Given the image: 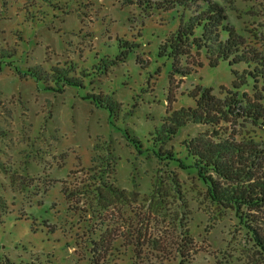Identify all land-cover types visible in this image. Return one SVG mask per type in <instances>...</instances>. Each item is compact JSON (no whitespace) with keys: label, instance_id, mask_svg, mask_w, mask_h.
<instances>
[{"label":"rangeland","instance_id":"374dc122","mask_svg":"<svg viewBox=\"0 0 264 264\" xmlns=\"http://www.w3.org/2000/svg\"><path fill=\"white\" fill-rule=\"evenodd\" d=\"M25 1L0 0V197L9 211L0 224V264H90L88 255H82V243L76 246L59 229L52 231L42 224L56 223L66 208L63 189L85 179V171L104 160L115 165V185L139 192L136 208L145 209L144 200L157 178L166 185L167 175L178 181L187 205L183 222L192 238L189 264H264L251 233L234 211L210 202L206 187L192 170L164 165L151 152L139 154L122 134L127 129L143 138L170 109L191 103L181 98L170 105L168 87L179 98L199 78L214 87L227 83L226 71L175 76L168 84L171 61L158 56L157 50L167 25H161L158 17L157 23L149 19V12L135 5L56 0L62 10L52 15L47 10L30 22L22 9ZM226 4L237 6L233 19L246 37H256L264 56V0ZM173 14L163 19L173 20ZM121 38L136 47L116 64ZM137 54L142 67L135 61ZM57 69H63L72 82L57 80ZM212 135L203 125L188 123L170 144L179 148L183 141H207ZM245 212L264 234V206ZM17 213L37 222L16 221ZM161 220L154 213L147 224L156 237L167 235L173 241L178 231L170 234L168 223ZM121 244L119 240L118 251L111 252L105 264H130L131 254ZM149 258L151 263L146 259L141 264H169L155 262L154 253Z\"/></svg>","mask_w":264,"mask_h":264},{"label":"trees","instance_id":"16d2710c","mask_svg":"<svg viewBox=\"0 0 264 264\" xmlns=\"http://www.w3.org/2000/svg\"><path fill=\"white\" fill-rule=\"evenodd\" d=\"M117 1L122 5H135L149 12V19L158 17L161 25H167L168 30L157 50L158 56L171 61L168 84L175 76L188 78L200 71L210 72V69H216L215 72L222 69L228 75L227 83L217 87L199 78L193 88L180 93L179 98L174 89L168 87L170 105L181 98L191 103L170 109L162 123L143 138L122 129L124 138L139 154L151 152L164 165L173 163L181 169L192 170L206 187L211 203L234 211L264 259V234L252 226L254 220L245 212L264 206V56L256 45V37H246L245 30L239 28L233 19L238 8L227 5L229 0ZM23 5L30 22L40 19L47 10L51 15L62 10L56 0H26ZM171 12H174L172 21L163 19ZM117 46L113 60L116 64L124 62L133 46L136 47L122 38ZM138 57L137 54L136 63L144 66L137 62ZM57 70V80L72 82L63 69ZM188 123L203 125L212 132L213 139L192 138L180 143L179 148L170 144ZM114 170L115 165L106 160L98 167H89L85 179L71 182L70 188L61 192L66 208L56 223L42 225L52 231L59 229L64 238L74 239L76 246L82 243V255H88L90 264H105L111 252L118 251L119 240L131 254L130 264L149 261L153 253L155 262L189 264L192 238L187 222H183L187 205L180 195L178 181L167 175L166 185L161 177L157 178L154 189L144 200L145 209L136 208L139 192L115 185ZM174 201H178V208ZM7 206L0 197V224L9 214ZM154 213L161 216V222L168 223L170 234L178 231L173 241L169 242L167 235H160L161 239L156 237L157 233L149 228L147 221ZM28 218L33 224L37 222L19 213L15 220ZM153 220L158 221L155 216ZM79 221H84V225ZM171 249H174L173 254Z\"/></svg>","mask_w":264,"mask_h":264}]
</instances>
